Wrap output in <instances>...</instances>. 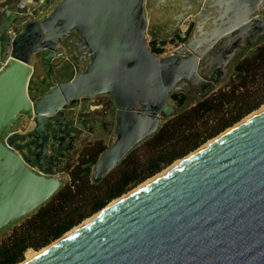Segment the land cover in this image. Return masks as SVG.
Listing matches in <instances>:
<instances>
[{
    "label": "water",
    "instance_id": "water-1",
    "mask_svg": "<svg viewBox=\"0 0 264 264\" xmlns=\"http://www.w3.org/2000/svg\"><path fill=\"white\" fill-rule=\"evenodd\" d=\"M174 1L169 32L189 14L198 20L163 56L147 42L153 0H44L6 18L0 229L65 183L60 166L81 132L68 116L78 103L108 95L115 105L113 140L92 166L98 182L176 113L174 91L209 93L264 39V0ZM67 66L70 79L54 80ZM23 117L31 125L14 130ZM24 264H264V110Z\"/></svg>",
    "mask_w": 264,
    "mask_h": 264
},
{
    "label": "trees",
    "instance_id": "trees-1",
    "mask_svg": "<svg viewBox=\"0 0 264 264\" xmlns=\"http://www.w3.org/2000/svg\"><path fill=\"white\" fill-rule=\"evenodd\" d=\"M233 71L226 84L163 121L155 134L130 151L98 182L91 178L92 166L106 144L102 138L85 143L69 169V180L0 238V264L20 263L28 249L51 244L113 199L259 107L264 101V39L236 60ZM185 98L183 92L171 94L178 107Z\"/></svg>",
    "mask_w": 264,
    "mask_h": 264
},
{
    "label": "rangeland",
    "instance_id": "rangeland-1",
    "mask_svg": "<svg viewBox=\"0 0 264 264\" xmlns=\"http://www.w3.org/2000/svg\"><path fill=\"white\" fill-rule=\"evenodd\" d=\"M148 14V13H147ZM261 15L264 16V10L261 12ZM190 32L191 31H188V33H186L184 35V37H182L180 35V33L176 30L170 32L169 36L164 38L163 36L160 37V36H157L158 38H151V35L150 33H147V42H148V46L149 48L154 52L156 53L157 55H169L171 54L176 48H177V44H181V43H184L187 38L189 37L190 35ZM158 39V40H157ZM262 41V40H261ZM260 41V42H261ZM162 43L164 46L163 48H160L159 46H156V45H153L154 43ZM259 42V43H260ZM258 43V44H259ZM256 46L248 49V50H245V51H242L241 53H239L237 55V57L235 58L234 62L232 63V65L230 67H228V69L225 71V75L224 77L219 81V83L213 88H217V87H220V86H223L224 84H226L229 80V78L231 77V75L234 73L233 71V66L236 62V60H238L239 58H241L243 55L249 53L251 50H253ZM62 60H65V58H60ZM177 92H183L185 95H186V98H185V101H184V104L180 107H178L175 102L171 99V97L169 98V102L175 107L176 109V112L179 111L181 108H184V107H187L191 104H193L194 102H196L198 99H200L201 97H203L205 94L201 95L200 91L199 90H193V89H190V90H178V91H174L173 93H177ZM264 106V101L261 103V105L259 107H257L256 109L252 110L251 112H249L248 114H246L244 117H242L239 121H237L236 123H234L233 125L227 127L226 129H224L222 132H220L218 135L208 139L206 142H204L203 144H201L197 149L191 151L190 153H188L187 155H185L184 157H187L188 155H190L191 153L195 152L196 150H198L199 148H201L203 145L207 144L210 140L218 137L219 135H222V133H224L225 131L227 132L230 128H233L235 127L236 125H238L239 123H241L242 121H244L245 119L248 120L251 118V115L255 113V115L259 112H261L262 110H259L257 112H255L256 110H258L259 108H262ZM99 111L97 113H94V112H91V113H88V116H82L81 119H87V121H91L93 122V124H90L89 126L88 125H84L79 123V127H80V130L81 132L79 133V136H78V139L76 141V148L73 149L71 151L72 154H70L68 156V158L65 160V162L60 166V168H63L64 169V173L66 174V180L65 182H67L69 180V169L71 168V166L77 161L78 159V156H79V151L81 149V147L88 142V140H92L94 138H102V140L104 141V143L107 145H109L112 140H113V137H114V123H115V105H114V102L113 104H107L105 103L103 105V107H100L98 109ZM104 110V112H103ZM75 111H77L75 109ZM254 116V115H253ZM77 117H80V116H77ZM250 117V118H249ZM93 119H96L93 120ZM22 121L24 120H27V121H31L30 119H27L26 117H23L21 119ZM77 120L79 121V118H77ZM80 122V121H79ZM22 123H18L15 127L16 129H21L22 128ZM240 125V124H239ZM139 152H141V150H139ZM182 157V158H184ZM182 158H179V159H176L174 162H172L170 165L166 166L165 168H163L160 172L156 173L155 175L161 173V172H168L170 171L171 169H173L174 167H176L178 164H176L174 167H172L170 169V167L172 165H174L175 163H177L179 160H181ZM155 175H153L152 177H154ZM152 177H149L148 179L144 180L143 182H141L140 184L136 185L135 187H133L132 189H130L129 191H127L126 193L124 194H127L129 193L131 190L135 189L136 187H139L140 185L144 184L146 181H148L149 179H151ZM139 191V190H138ZM123 194V195H124ZM123 195H121L120 197H122ZM120 197H117L115 199H113L112 201H110L104 208H106L109 204L113 203V201L117 200L118 198ZM117 204V203H116ZM115 205V204H114ZM103 208V209H104ZM102 210V209H101ZM100 210V211H101ZM99 211V212H100ZM97 212V213H99ZM96 214V213H95ZM93 216V215H92ZM91 216V217H92ZM91 217H88L86 218L85 220L91 218ZM83 220V221H85ZM82 221V222H83ZM19 220L12 223L11 225H8L2 229H0V238L4 237L6 234L10 233L12 227L16 224H18ZM81 222V223H82ZM80 223V224H81ZM79 225V224H78ZM74 228V227H73ZM72 228V229H73ZM71 229V230H72ZM70 231V230H69ZM68 231V232H69ZM67 233V232H66ZM65 233V234H66ZM64 234V235H65ZM63 235V236H64ZM62 237V236H61ZM60 237V238H61ZM56 241V240H55ZM54 242V241H53ZM52 242V243H53ZM47 247V246H45ZM44 247L40 248V249H33V248H30L28 249L26 252H25V256H24V259L21 261V262H24L25 260L29 261V259H33L35 258L37 255H39L41 249H43ZM32 256V257H31ZM30 259V260H31ZM20 262V263H21ZM19 264V263H18Z\"/></svg>",
    "mask_w": 264,
    "mask_h": 264
},
{
    "label": "crops",
    "instance_id": "crops-1",
    "mask_svg": "<svg viewBox=\"0 0 264 264\" xmlns=\"http://www.w3.org/2000/svg\"><path fill=\"white\" fill-rule=\"evenodd\" d=\"M166 1L168 2L167 4H164L162 0H153V3L154 4L157 3L158 6L155 7L153 5L152 7H149V9H146V15L148 17H150L151 11L153 12L154 24H153V30L150 29V35L151 36L154 35L155 38H158L157 37L158 32L160 35L170 34L169 32L170 23L173 21L171 17L175 15V12H177L178 9V7L176 6L177 4L176 1L174 0H166ZM43 2L44 0H0V28L10 14L12 13L18 14L21 12L32 11L34 9H37ZM53 6L51 7V9L53 8ZM49 11L50 10L40 13L39 18L44 17L46 14L49 13ZM197 20L198 19H196L195 15L189 14L181 21V23L178 24V27L175 30L178 31L182 37H184V35L188 33V31L192 32ZM72 72H73L72 68L67 67V69L64 72L55 75L54 80L62 81V80L70 79V77L72 76ZM99 103H107L110 105L113 104V100L108 95H98L89 99L84 103H78L77 107L82 106L83 109V107L86 104H88L90 107H92L93 105L97 109L98 108L97 104ZM24 121L21 120L20 123H24ZM14 130L17 131L16 127H14Z\"/></svg>",
    "mask_w": 264,
    "mask_h": 264
},
{
    "label": "bare ground",
    "instance_id": "bare-ground-1",
    "mask_svg": "<svg viewBox=\"0 0 264 264\" xmlns=\"http://www.w3.org/2000/svg\"><path fill=\"white\" fill-rule=\"evenodd\" d=\"M262 109H264V106H263L262 108H259V109L256 110L255 112H257V111H259V110H262ZM259 113H260V112H259ZM257 114H258V113H257ZM257 114H256V115H257ZM253 115L255 116V113L251 115V118L254 117ZM249 118H250V117H249ZM248 120H249V119H248ZM248 120L245 119L244 121H242V122L239 123V124L241 125L242 123H244V122H246V121H248ZM239 124L236 125V126L233 127V128H230L227 132L225 131L224 133H222V135H219L218 137H216V138L210 140L207 144L203 145L201 148H199V149L196 150L195 152L191 153V154L188 155L187 157L182 158V159L179 160L177 163H175L174 165H172V166L170 167V169H171L172 167H174L176 164H178V165L181 164V163L184 162L186 159H188L189 157H191L192 155H194L195 153H197L198 151H200L201 149H203L204 147H206L207 145H209L210 143H212V142L215 141L216 139H218V138H220V137L226 135L227 133H229L230 131H232L234 128L238 127ZM178 165H177V166H178ZM174 168H175V167H174ZM166 173H167V171H166V172L163 171V172H161V173L155 175L154 177H152L151 179H149L148 181H146L144 184L140 185L139 187H136L135 189L131 190L129 193L124 194L122 197L118 198L117 200L113 201V203L109 204L106 208L102 209L99 213L94 214L91 218H89V219L83 221L81 224L75 226L72 230H70L69 232H67V233H66L64 236H62L61 238H59V239H57L56 241H54L53 243L47 245V247H44L43 249H41V251H40L39 253H42L43 251H46L47 249H49L50 247H52L53 245H55V244H56L57 242H59L60 240L66 238V237H67L68 235H70L72 232L77 231L78 229H80L81 227H83L84 225H86L87 223H89L90 221H92L93 219H96L97 217H99L100 215H102L104 212H106L107 210H109L110 208H112L113 206H115L116 203H117V204L120 203V202L123 201L124 199H126V198L130 197L131 195L135 194L138 190H140V189H141L142 187H144L145 185L151 183L152 181H154L155 179L159 178L160 176H162V175H164V174H166ZM114 204H115V205H114ZM31 257H32V256H31ZM30 259H31V258H30ZM30 259H29V260H30ZM26 262H27V260H25L24 262H21V263H19V264H24V263H26Z\"/></svg>",
    "mask_w": 264,
    "mask_h": 264
},
{
    "label": "flooded vegetation",
    "instance_id": "flooded-vegetation-1",
    "mask_svg": "<svg viewBox=\"0 0 264 264\" xmlns=\"http://www.w3.org/2000/svg\"><path fill=\"white\" fill-rule=\"evenodd\" d=\"M40 15V14H39ZM39 15H36L34 18H36V19H39ZM38 16V17H37ZM191 24V23H190ZM190 27V26H189ZM158 36H160V37H168L169 36V34H166V35H160L159 34V32H158V34H157ZM158 40V39H157ZM182 44V43H181ZM181 44H177V47L179 46V45H181ZM67 67H69V66H67ZM105 103H99V104H97V106H98V108L96 109L95 108V106H93L92 105V107H90L88 104H86L84 107H83V109L80 111V107H77V108H74L73 110H71L70 111V115L68 116V118L71 120V119H77V118H79V123H81V124H83V126L84 125H90V124H93V122H91V121H87L88 120V118L85 120V119H81V117L82 116H88V113H91V112H94V113H97L99 110V108L100 107H103V105H104ZM75 109L77 110V111H75ZM103 112H104V110H103ZM77 116H80V117H77ZM95 139H97V138H94V139H92V140H88V142L89 141H93V140H95Z\"/></svg>",
    "mask_w": 264,
    "mask_h": 264
},
{
    "label": "built area",
    "instance_id": "built-area-1",
    "mask_svg": "<svg viewBox=\"0 0 264 264\" xmlns=\"http://www.w3.org/2000/svg\"><path fill=\"white\" fill-rule=\"evenodd\" d=\"M35 16H32V18H34ZM180 44V43H179ZM149 45V44H148ZM153 45H156V46H159L160 48H163V44L162 43H159V42H155ZM22 125V128L21 129H18L19 131H23L25 130L26 128H28L30 125H31V121H24V123L21 124ZM17 130V131H18Z\"/></svg>",
    "mask_w": 264,
    "mask_h": 264
}]
</instances>
